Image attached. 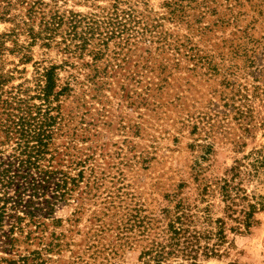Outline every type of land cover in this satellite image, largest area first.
Masks as SVG:
<instances>
[{
  "label": "rangeland",
  "instance_id": "rangeland-1",
  "mask_svg": "<svg viewBox=\"0 0 264 264\" xmlns=\"http://www.w3.org/2000/svg\"><path fill=\"white\" fill-rule=\"evenodd\" d=\"M7 1L0 34L15 27L5 45L16 48L1 71L32 95L55 67L67 89L51 148L81 164L64 166L78 181L50 217L24 220L11 252L1 238L0 259L37 251L41 264H141L178 200L202 219L206 205L224 217L213 180L264 150V0ZM241 187L264 194V176ZM254 220L204 263L264 264V211Z\"/></svg>",
  "mask_w": 264,
  "mask_h": 264
},
{
  "label": "trees",
  "instance_id": "trees-1",
  "mask_svg": "<svg viewBox=\"0 0 264 264\" xmlns=\"http://www.w3.org/2000/svg\"><path fill=\"white\" fill-rule=\"evenodd\" d=\"M1 1H5L6 5L0 3V20L10 21L8 1ZM55 22L53 16L46 24L54 25ZM14 29L0 34V65L6 51H15L14 40L10 39L12 48L5 45ZM30 38L35 40L33 35ZM20 59L28 61L24 53ZM10 79L11 76L2 73L0 67V241L3 238V249L8 252L18 242L15 233H23L24 220H28L26 226L38 227L41 216L50 217L56 202L72 194V186L78 180L70 176L64 166L75 169L81 164L71 156L64 162L60 152L51 148L53 132L63 119L59 98L67 89L58 84L55 67L43 69L32 95L22 83L8 86ZM33 99L40 100V103H34ZM246 126L244 130L247 131ZM81 171L79 169L78 177ZM259 176H264V150L254 149L242 159H236L221 177L213 180L215 191L224 203V217L212 218L206 205L201 210L204 212L202 219V214L197 213V205L191 212L189 204L178 200L172 209L165 210V229L160 234V240H155L150 248L142 252L144 258L141 264H171L170 258L181 259L174 264H205V259L227 251L231 243L228 232H247L255 221L254 214L264 211V194L249 195L241 187L245 177ZM206 192L207 186H203L201 194ZM200 223L203 225H198ZM5 225L7 228L4 229ZM30 256L31 263L28 261ZM37 259L39 252L34 251L18 259L3 257L0 264H41Z\"/></svg>",
  "mask_w": 264,
  "mask_h": 264
}]
</instances>
